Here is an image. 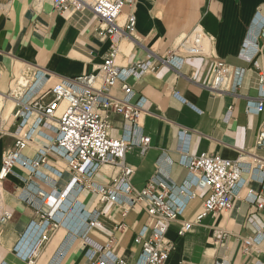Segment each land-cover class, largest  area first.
Wrapping results in <instances>:
<instances>
[{"label": "crops", "instance_id": "0c3cea01", "mask_svg": "<svg viewBox=\"0 0 264 264\" xmlns=\"http://www.w3.org/2000/svg\"><path fill=\"white\" fill-rule=\"evenodd\" d=\"M133 11L137 26L132 35L118 33L102 39L97 32L100 21L91 7L69 14L56 11L52 0H13L9 7L0 8V71L11 78L18 63L26 72H47L41 93L63 80L97 73L114 46L116 64L122 68L150 63L152 69L144 76H129L127 81L135 92L134 101H147L149 114L142 133L151 139L144 156L133 148L126 157L136 171L132 183L141 189L159 176L195 195L167 232L175 249L166 264H264V239L252 253L242 250L243 238L264 234V184L249 167L252 155L264 158V150L255 147L264 124V110L256 111L258 103L264 104L260 85L264 0H138ZM196 28L209 36L213 57L243 71L235 93L212 94L207 89L213 58L167 62L180 40ZM9 94V88L0 89V105ZM19 122L13 111L0 112V172L4 156L14 149ZM113 127V135L122 136L121 118H114ZM56 137V124L43 125L23 157L38 159V152L50 148ZM203 154L232 161L244 155L245 186L230 211L217 218L208 216L179 236L182 222H194L210 195L189 177L185 166L187 159ZM113 174L114 169L105 166L94 179L108 184ZM69 178L64 160L49 153L36 173L17 165L0 181V215L6 210L11 213V220L0 224V264H93L88 251L110 241L115 255L139 264L142 245L135 238L148 226V215L137 209L124 216L121 208L99 204L88 191H72L56 215L58 228L42 234L37 225L43 221L36 210L43 201L37 191L58 195ZM248 190L259 196L255 204L246 199ZM176 195L185 201V195ZM97 209L108 215L99 217L100 224L87 232L84 218Z\"/></svg>", "mask_w": 264, "mask_h": 264}, {"label": "built area", "instance_id": "2783aa9c", "mask_svg": "<svg viewBox=\"0 0 264 264\" xmlns=\"http://www.w3.org/2000/svg\"><path fill=\"white\" fill-rule=\"evenodd\" d=\"M13 0H0V8H7ZM138 0H52L54 9L60 13H73L91 7L100 21L97 32L102 39L118 33L132 35L137 26L133 11ZM128 10L124 22L119 20ZM118 49L112 47L99 66L97 73L79 78L63 80L51 89L39 92L41 83L48 73L37 70L27 72L18 81L21 93L15 95L10 91L9 98L15 100L14 117L20 121L12 152L6 154L2 161L0 181L5 180L15 166L20 165L36 173L45 165L49 153L60 156L70 174L68 184L58 195L37 191L43 204L36 210L43 224L37 226L41 231L57 229L56 215L67 201L68 195L77 190L88 191L97 196L101 205L112 204L122 209L125 216L130 210H141L148 215L149 224L135 238V243L142 245L139 264H166L175 249L174 244L166 237L172 223L179 220L187 203L195 195L185 186L177 187L154 176L141 189L132 183L135 175L126 157L133 148H138L144 156L150 148L151 139L144 136L142 128L149 114L145 109L147 101L140 98L134 101L135 92L128 84V77L141 78L152 69L150 63L139 64L132 68H122L116 64ZM204 57L215 59L212 75L207 89L212 94L235 93L242 83L243 71L234 69L226 62L212 55L211 40L200 28L184 36L167 62L181 64L185 58ZM257 66V63H255ZM2 74L0 72V80ZM261 90L264 87V76L260 77ZM117 91V93H115ZM264 110L263 102L257 104L256 111ZM121 118L122 136L113 135V121ZM54 123L57 137L50 148L38 152V159L29 160L23 157L24 150L32 142L37 130L45 124ZM256 149L264 150V124L258 133ZM245 156L237 160H227L213 154H203L187 159L185 166L189 177L202 188L209 190L210 195L204 204L203 212L194 222H182L179 236L190 232L194 225L200 224L206 217L217 218L230 211L245 186L243 179L246 163ZM250 171L258 174L264 184V158L252 155ZM109 166L114 169L111 182L100 184L95 176L101 168ZM59 174L58 172H56ZM191 182V181H190ZM177 194L185 195L181 201ZM258 195L248 190L247 200L255 204ZM263 208V205H259ZM93 216L84 218L86 231L99 225V217L107 216L105 210H95ZM11 220V213L3 211L0 224ZM36 227L35 222L32 223ZM47 236H42V241ZM264 239L261 233L255 238H243V252L252 253ZM41 242V241H40ZM113 242L93 248L88 256L93 264H130L114 254Z\"/></svg>", "mask_w": 264, "mask_h": 264}, {"label": "rangeland", "instance_id": "374dc122", "mask_svg": "<svg viewBox=\"0 0 264 264\" xmlns=\"http://www.w3.org/2000/svg\"><path fill=\"white\" fill-rule=\"evenodd\" d=\"M124 20L123 18H120L119 23L122 25ZM17 67V69H16ZM26 67H24L23 65H20L18 63H16L15 65V72H13V76L10 78L9 75L4 74L2 71V78L0 80V89L6 91L8 88L10 89V91H12L13 93H15V95H18L19 93H21V90L18 87V80L21 79L22 75H25V73H27L25 71ZM5 101L7 102V106L12 105L11 102H13V100L10 98H7ZM5 101L2 99V102L5 103ZM10 113V111H8V114Z\"/></svg>", "mask_w": 264, "mask_h": 264}, {"label": "bare ground", "instance_id": "6f19581e", "mask_svg": "<svg viewBox=\"0 0 264 264\" xmlns=\"http://www.w3.org/2000/svg\"><path fill=\"white\" fill-rule=\"evenodd\" d=\"M20 65H22V64H20ZM16 69H17V67H16ZM14 72H15V70H14ZM20 80V79H19ZM18 80V81H19ZM18 88V87H17ZM12 103V105H9V106H7V104H5L4 102H2L1 103V105H0V112L2 111V110H4L7 114H8V111H10V113L12 112V111H14V109H15V103L14 102H11ZM106 170V169H105Z\"/></svg>", "mask_w": 264, "mask_h": 264}]
</instances>
